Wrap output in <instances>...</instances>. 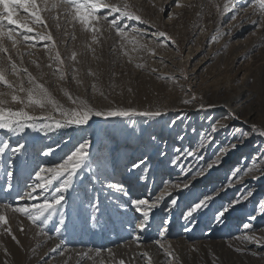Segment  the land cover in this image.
<instances>
[{
  "label": "rangeland",
  "instance_id": "obj_1",
  "mask_svg": "<svg viewBox=\"0 0 264 264\" xmlns=\"http://www.w3.org/2000/svg\"><path fill=\"white\" fill-rule=\"evenodd\" d=\"M128 2L144 20L151 23H125L147 33L142 42L155 48V55L131 53L133 59L129 62L119 52V38L105 28L102 44L93 45L96 49L94 58L93 53L85 48L88 37L78 25L73 28L71 24H64L62 19V27L57 30L49 19L48 30L65 58L62 67L69 73L72 63L67 57L71 50L78 52L80 62L75 66L79 69L78 78L82 84L77 85L71 74L66 81L57 80L53 70L47 67L48 57L54 52L45 51L44 41L36 42V47L29 49L32 55H25L22 65L14 53L13 58L21 67H27L41 83H45L56 99L66 106L72 105L60 91L61 87L67 88L74 96L86 98L97 109L131 107L147 110L160 107L167 112L151 119L105 120L93 117L88 125L43 131L25 128L23 132L13 133L0 129V147L4 142L9 145L0 153V205L42 202L50 192L41 194L37 189L33 199L18 200L19 196L29 191L27 185L35 182V171L60 163L84 140L90 141L89 159L85 161L83 170L64 193L63 206H57L52 219L43 226L48 236L38 234L37 225L24 215L11 211L6 213L8 227L19 243L4 231V226H0V264H65V260L68 264H100L101 259L108 261L106 251L100 257L95 256L97 248H111L115 260L123 259L126 264H147V259L139 255L143 252L149 253L151 264H264V215L260 214L261 205H264V177L252 179L251 175L241 172L239 177L233 178L231 186L228 184L234 169L250 166L254 158L264 152V136L251 131L252 124L264 130V29L255 28L250 23L258 18L257 14L247 5V0H230L229 10L222 13L217 12L211 0H181V7L176 6V0ZM215 2L222 7L225 0ZM234 13L239 15L232 21ZM169 15L172 19L168 18ZM65 31L68 36L63 35ZM156 31L166 32L176 44L173 45L166 37H153L151 33ZM73 32L75 40L71 39ZM217 33L219 39L210 41V37ZM161 41L167 46L157 47ZM20 47L23 49L25 45ZM131 47L128 45L129 49ZM31 59H36L41 68L32 64ZM137 63H143L145 67L137 68ZM88 69L96 75L89 76ZM153 69L156 71L153 72ZM41 72L45 74L43 77ZM181 72L187 73L189 79H180L179 83L194 85L193 91L198 97L194 104H182L184 92L176 84L157 78L159 74L180 77ZM8 78L16 80L13 75ZM94 80L99 89L96 93L91 88ZM0 90L6 91L3 86ZM237 90L242 93L241 102L231 108L225 106V100L232 98ZM200 96L203 97L202 102L215 104L216 107L198 109ZM11 106L20 107L18 104ZM27 110L33 111L31 108ZM229 112H235L239 119H225L223 122L228 128L212 132L211 124L227 117ZM35 114L39 115V109L35 110ZM234 128L249 133L243 143L228 151L219 166L206 169L203 176L192 180L190 187H167L177 203L171 205L168 196L157 201L149 213L145 229H136V224L143 217L131 207V200L145 198L151 203L166 190V182L182 184L185 176L191 179L202 166L206 168L207 163L222 149H227L229 143L236 142L230 135ZM206 135L212 137V142L205 140V147L200 148ZM20 144L24 147L14 153L12 149ZM49 149L51 153L45 155ZM190 150L195 154L187 155ZM140 160L145 163L139 169L131 170V164ZM260 166L264 167V161L260 162ZM9 172L12 173L11 179ZM253 175L259 176L260 173ZM112 184L123 185L128 195L110 188ZM249 191L251 196L247 195ZM205 195H214V198L207 207L197 210L185 220L184 213ZM235 200L240 202L232 205ZM97 201L98 223L93 225L90 217ZM117 205H124L125 208L117 211ZM223 205L231 207L217 221L215 217ZM60 212L65 216L63 226L60 224ZM252 216L257 217L255 221L250 220ZM246 222L254 225L255 236L261 241L260 247L255 242L242 243L236 239L238 236L253 235V231L243 229ZM21 225L24 231L20 230ZM56 228L61 229L59 236ZM137 232L141 237L139 245L132 238ZM161 232H165L163 238ZM61 240L66 242L65 245L51 251ZM157 240L165 247L170 246L172 257L164 254L156 244ZM237 247L245 251L237 252ZM65 248L71 251L61 256L59 253ZM90 249L92 259L76 255ZM253 252L257 255H252ZM69 256L71 259H68Z\"/></svg>",
  "mask_w": 264,
  "mask_h": 264
},
{
  "label": "snow or ice",
  "instance_id": "obj_2",
  "mask_svg": "<svg viewBox=\"0 0 264 264\" xmlns=\"http://www.w3.org/2000/svg\"><path fill=\"white\" fill-rule=\"evenodd\" d=\"M213 6L216 8L218 13L227 12L230 8V0H225L223 6L217 4L215 0H211ZM247 5L253 8V12L257 14L258 18L256 20H251L250 23L258 29H264V0H247ZM176 6L181 7V0H176ZM191 6V5H189ZM163 11V9H161ZM200 15V13H197ZM239 13H234L231 16V20L235 21ZM111 17V18H110ZM169 19L172 16L169 15ZM51 19L57 30L62 27L61 20L63 19L64 24H71L73 28L79 26L80 31L85 33L88 37L85 41V48L87 51L93 53L95 57V47L93 45H101L102 39L104 38L105 28L107 30L114 32V34L119 38V52L122 56H126L129 62H132L131 53L147 52L151 55H155V48H150L148 44L143 43L144 37L147 33L135 27H130L125 21H137L142 24H150V21L144 20L141 15L138 14V10H134L133 6L128 2V0H0V86H3L5 90H0V129H5L10 132H23L25 128H33L34 130H45V129H59L68 126H84L88 125L89 121L93 117H103L105 120L109 118H125L131 119L133 117H145V118H155L166 114L167 109H161L156 107L155 109L139 110L136 108H124V107H109L105 109H97L93 107L86 98L80 96H74L67 88L61 87L60 91L68 99L71 107L66 106L61 103L52 94L45 83H41L36 76H34L27 67H21L18 65L17 60L13 58V53L17 58H19L20 64H23V58L25 55L31 56L32 53L29 49L36 47V42L44 41V49L46 52H54V54L49 55V63L47 67L53 70L52 74L57 77L58 81H66L69 74H71V79L76 82L77 85H81L82 81L78 78L79 69L75 66L80 61L78 60V52L75 50L70 51V55L67 60L72 63L71 73L65 70V58L62 57L58 47L57 41L54 38L52 32L48 30V20ZM155 27V25H151ZM38 28H43V31L37 30ZM229 35L231 30H229ZM63 35L68 36L69 33L65 31ZM153 37H168L166 32L156 31L151 33ZM71 39L75 40L76 36L74 32L71 34ZM219 39V33L214 34L210 37V41L214 42ZM65 43H67L65 41ZM173 45L176 44L175 40H171ZM25 45L22 49L20 46ZM128 45H132L131 49ZM167 46L163 41L157 44V47ZM32 64L36 65L39 69L41 68L40 63L36 59H31ZM55 64V67L53 66ZM137 68H144L145 64L137 63ZM153 72L156 70L153 69ZM87 74L89 76H95L91 69H88ZM9 75L16 77V80H10ZM41 77L45 74L41 72ZM115 75V73H113ZM26 77V78H25ZM158 79H166L173 84H176L182 92H184V98L181 100L182 104L191 105L196 103L198 97L197 93L193 91L194 85L191 84H180V79L187 81L189 76L187 73L181 72L180 77L175 75L165 76L164 74H159ZM28 85L27 87L25 85ZM92 92L96 93L99 91L95 80L92 85ZM131 91V89H129ZM190 94V95H189ZM100 95L103 96L104 93L100 91ZM201 101L197 107L200 110H206L215 108L216 105L212 103H204L203 97L200 96ZM18 104L19 108H13L11 105ZM227 106V105H225ZM33 109L32 112L27 109ZM39 109V115L35 114V110ZM234 118L239 119L235 112H229L227 117L223 119L216 120L211 124L212 132H216L220 129H227L228 125L223 122L225 119ZM208 119H213L208 117ZM175 123V122H173ZM251 131L253 133L259 132L260 135L264 136V130L258 128L256 124L251 125ZM231 137L236 141L235 143H229L227 149H222L221 153L218 154L211 162L207 163L206 168L201 167L197 170L192 178L189 179L185 176V182L182 184H171V182H166V190L157 196L151 203L149 199H132L131 207L135 209L136 212L142 213V221L136 224V229L143 231L146 227L147 221L149 219V213L152 208L156 206L157 201L164 200L165 196L170 198V204L175 205L177 200L171 198V193L167 191V187L171 186L174 188H188L190 187L192 180L197 177L203 176L206 169L211 170L216 166L223 163V157L228 154V151L237 148L238 144L243 143L244 138H246L249 133L245 132L240 128H234L230 133ZM155 140V137H152ZM207 140L209 143L212 142V137L206 135L203 137L200 148L205 147L204 141ZM8 142H4L3 147H0V153L7 148ZM90 146L89 140H84L80 143L75 150L71 151L65 158L61 160L60 163L54 164L50 167H41L34 173L33 184L27 185L29 191L25 192L22 196L18 197L19 201H24L26 199H33V194L40 190L41 194L45 191L50 192V195L45 196L40 203H17L0 205V226H4V231L12 236V239L19 243L16 236L12 234V230L8 227L9 220L6 215L8 211L12 213H19L27 217L32 224L37 225L39 228L38 234H44L48 236L45 232L44 225L52 219V214L56 211L57 206H63L65 201L64 193L72 187L74 178L83 170L85 166V161L89 159L88 148ZM24 147L23 144L18 145L13 148L14 153L19 152ZM51 149L45 152V155L51 153ZM195 151H187V155H194ZM203 159V157H201ZM264 161V152L260 154L259 157L254 158L252 164L244 169H234L228 178V184L231 186L233 178L239 177L241 172L244 175H251L252 179H260L264 177V167L260 166V162ZM144 160L139 162H134L131 164V170H136L144 164ZM175 163V161H173ZM147 171V169H145ZM182 171H184L182 169ZM260 173L259 176L253 175V173ZM11 179L12 173H8ZM143 178V177H141ZM9 188L12 187L11 183L8 185ZM110 188L117 192L123 193L125 196L128 195L127 190L123 185L112 184L109 185ZM216 195V194H214ZM214 195H205L197 203L194 204L187 212L184 213V219L188 220L194 212L199 209L208 206L209 201L214 198ZM248 196L252 195V192L247 193ZM38 199V197H36ZM246 198V197H245ZM239 200L232 202V205L239 203ZM231 205H223L221 209L217 212L215 219L220 221L221 218L227 213ZM125 208L124 205H117L116 210L120 211ZM99 212V202L93 205V215L90 217V221L93 225L98 223V216L96 213ZM260 214L264 215V205H261ZM256 216L250 217V220L255 221ZM65 221V216L63 212H60V224L63 226ZM243 229L247 231H253V235H244L236 237L242 243L245 242H255L257 247L261 246V241L256 238L254 232V225L252 223H244ZM21 231H24L21 225ZM190 230V229H186ZM57 235L59 236L61 229H55ZM166 232V230H165ZM165 232H161V238L164 237ZM49 239L51 237H48ZM133 240L139 245L141 239L139 233L133 235ZM65 241L61 240L60 244L57 245L55 249L51 251H57L65 245ZM158 247L164 252L168 257H172V252L169 247H165L164 244L160 243L159 240L156 241ZM71 249L65 248L59 254L64 256L66 253L70 252ZM89 251L83 253H76L78 257H84L92 259L89 255ZM106 251L108 253L109 260H100V264H126L123 259L115 260V254L111 248L108 249H95L94 253L96 257H100L101 253ZM235 251L241 252L245 251L240 247L235 248ZM143 258L147 259V264H151V257L148 252L139 253ZM252 255H257L253 252ZM68 259H71L69 256ZM65 264H68V260H65ZM79 264V262H78Z\"/></svg>",
  "mask_w": 264,
  "mask_h": 264
},
{
  "label": "bare ground",
  "instance_id": "obj_3",
  "mask_svg": "<svg viewBox=\"0 0 264 264\" xmlns=\"http://www.w3.org/2000/svg\"><path fill=\"white\" fill-rule=\"evenodd\" d=\"M242 93L240 90H237L236 94H234V96L232 98H229L227 100H225V105H227L229 108L233 107V105L235 104H238L241 102L242 100ZM253 112V111H252ZM250 112V113H252ZM262 243H264V241H262Z\"/></svg>",
  "mask_w": 264,
  "mask_h": 264
}]
</instances>
